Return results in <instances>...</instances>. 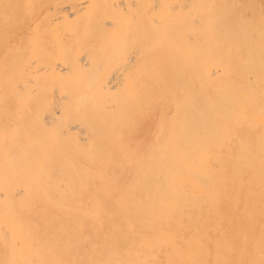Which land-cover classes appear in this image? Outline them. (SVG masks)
Returning a JSON list of instances; mask_svg holds the SVG:
<instances>
[{"label":"bare ground","instance_id":"bare-ground-1","mask_svg":"<svg viewBox=\"0 0 264 264\" xmlns=\"http://www.w3.org/2000/svg\"><path fill=\"white\" fill-rule=\"evenodd\" d=\"M263 11L0 0V264H264Z\"/></svg>","mask_w":264,"mask_h":264},{"label":"rangeland","instance_id":"rangeland-1","mask_svg":"<svg viewBox=\"0 0 264 264\" xmlns=\"http://www.w3.org/2000/svg\"><path fill=\"white\" fill-rule=\"evenodd\" d=\"M263 2H264V0H263ZM165 12H167V11H162V13L160 14V15H156V17L157 16H159V19H163L164 17H165ZM198 11H195V9L193 10V11H189V10H187V11H185L184 13L183 12H181V11H179L176 15H179V16H181V17H187V16H193L194 15V17H196V13H197ZM264 12V11H263ZM163 15V16H162ZM176 15H172L171 17H174V16H176ZM209 22V21H208ZM31 31H33L32 30V27H31V29H30ZM111 35H113V33L111 34ZM115 42H117V39L115 40ZM139 44H141L142 45V43L139 41V40H137L136 41V44H134V45H139ZM114 45V43L112 44V46ZM133 45V46H134ZM167 45H168V43H167ZM111 45L110 44H108V45H106V48L107 47H110ZM132 49H134L135 50V47L134 48H132ZM143 49H147V47L146 46H144L143 47Z\"/></svg>","mask_w":264,"mask_h":264}]
</instances>
